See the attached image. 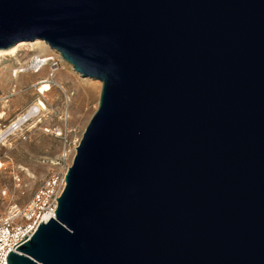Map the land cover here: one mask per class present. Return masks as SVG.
Returning a JSON list of instances; mask_svg holds the SVG:
<instances>
[{
    "label": "water",
    "instance_id": "95a60500",
    "mask_svg": "<svg viewBox=\"0 0 264 264\" xmlns=\"http://www.w3.org/2000/svg\"><path fill=\"white\" fill-rule=\"evenodd\" d=\"M35 39L101 89L7 264H264V0H0Z\"/></svg>",
    "mask_w": 264,
    "mask_h": 264
},
{
    "label": "rangeland",
    "instance_id": "374dc122",
    "mask_svg": "<svg viewBox=\"0 0 264 264\" xmlns=\"http://www.w3.org/2000/svg\"><path fill=\"white\" fill-rule=\"evenodd\" d=\"M20 49L14 56L0 58V113H4L0 117V129L40 97L36 90L43 84L42 80L47 78L52 90L40 97L47 110L41 111L21 130L0 143V161L3 162L0 169V216L13 203L18 206L26 204L50 173L64 172L71 165L75 148L97 109L101 89L98 83L87 81L89 92L78 94L79 84L85 81L68 69L60 56L41 47ZM44 54H49L52 59L42 70L37 73L28 70V60ZM15 69L26 70L14 74ZM59 83L64 90L57 87Z\"/></svg>",
    "mask_w": 264,
    "mask_h": 264
},
{
    "label": "built area",
    "instance_id": "2783aa9c",
    "mask_svg": "<svg viewBox=\"0 0 264 264\" xmlns=\"http://www.w3.org/2000/svg\"><path fill=\"white\" fill-rule=\"evenodd\" d=\"M31 59L28 60L27 68L36 72L43 66V62L37 58L35 62ZM59 135L60 133H57V136ZM8 136L0 133V143ZM2 167L3 162L0 161V169ZM66 171L67 169L64 172L50 173L26 204L18 206L13 203L6 213L0 216V264H7V254L16 251L15 248L25 242L38 225L46 223L50 217L55 218V198H59L65 187Z\"/></svg>",
    "mask_w": 264,
    "mask_h": 264
},
{
    "label": "bare ground",
    "instance_id": "6f19581e",
    "mask_svg": "<svg viewBox=\"0 0 264 264\" xmlns=\"http://www.w3.org/2000/svg\"><path fill=\"white\" fill-rule=\"evenodd\" d=\"M47 43H45V41L41 40V39H35V40H32V41H20V42H17L15 43L14 45L8 47V48H0V58L2 57H5V56H14L15 54H17V52L19 50H21L20 48L22 47H41V48H44V50L46 51H50L52 53H55L57 56H60L59 52H57L56 50L54 49H51ZM33 49V48H32ZM30 49V50H32ZM32 59L31 60H36L39 59L40 61L43 62V66H45L47 64V61L52 59L49 54H44V56H38V55H34L31 57ZM61 58V57H60ZM64 63H66L65 65L68 67V69H70L71 71H73L77 76L81 77L80 79L82 81H85L83 82V84H79V91L80 93L78 94H87L89 92V86L87 87L88 83L87 81H92V83H98V86L101 85V82L98 81V80H92L91 78H82V76L75 72L72 68V66L65 62L63 59H61ZM33 62V63H34ZM45 64V65H44ZM43 66L38 70L36 71L39 72L40 70H42ZM63 69V68H61ZM26 69H15L14 71V74H16L17 72H24ZM62 81V80H61ZM48 82V79L45 78L44 80L41 81V83L43 84H40L36 90V93L41 97L43 98L46 93H48L49 91L52 90V87L47 83ZM62 83V82H61ZM90 83V84H92ZM94 85V84H92ZM57 87H60L62 88L61 84H57ZM91 88V87H90ZM62 90H64L62 88ZM77 92V91H76ZM91 93V91H90ZM89 93V94H90ZM81 94V95H82ZM35 98L34 101L32 102V104H30L29 106L26 107L25 110H23L22 112L18 113L16 115V117H14V119L12 121L9 122V124L7 126H4L3 128L0 129V133L1 135L3 134V136L5 135H12L13 132L17 131V130H21L22 129V126L24 124H26L28 121L32 120L33 118H35L41 111H46L47 110V107L44 103V101L40 98ZM79 97V96H78ZM81 97V96H80ZM3 112L0 113V117L3 116Z\"/></svg>",
    "mask_w": 264,
    "mask_h": 264
}]
</instances>
